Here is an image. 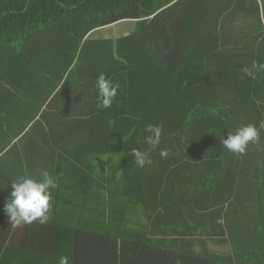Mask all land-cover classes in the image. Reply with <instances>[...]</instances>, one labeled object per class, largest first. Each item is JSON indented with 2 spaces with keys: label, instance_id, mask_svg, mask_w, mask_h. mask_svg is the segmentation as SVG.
I'll list each match as a JSON object with an SVG mask.
<instances>
[{
  "label": "trees",
  "instance_id": "16d2710c",
  "mask_svg": "<svg viewBox=\"0 0 264 264\" xmlns=\"http://www.w3.org/2000/svg\"><path fill=\"white\" fill-rule=\"evenodd\" d=\"M123 20H137L128 36L92 39ZM254 62L264 0H0V236L18 227L4 211L17 176L58 184L36 221L54 259L6 248L0 264H74L78 233L109 239L98 264L120 260L118 240L123 264H264V129L243 155L222 145L264 120ZM100 74L118 85L107 109ZM148 124L162 128L150 151Z\"/></svg>",
  "mask_w": 264,
  "mask_h": 264
},
{
  "label": "clouds",
  "instance_id": "9594fccd",
  "mask_svg": "<svg viewBox=\"0 0 264 264\" xmlns=\"http://www.w3.org/2000/svg\"><path fill=\"white\" fill-rule=\"evenodd\" d=\"M252 69H255L256 72L264 71V64L254 62L252 68L245 67L243 69L246 75L255 79L256 76ZM96 88L99 93L97 107L99 109L110 108L118 94V85L106 79L104 74H100L96 81ZM259 129H264V120L259 122V127L249 124L238 128L235 134H229L228 138L222 141V145L233 154L243 155L250 143L259 144ZM145 131L149 133L145 137V142L150 146V151L160 144L162 128L148 124ZM160 155L166 158L169 153L162 149ZM132 156L137 167L143 168L146 164L151 163L148 152L133 149ZM39 175V179L31 178L28 175H19L12 181V191L6 198L4 211L13 224H31L34 221L44 224L49 220L53 207L52 190L56 189L58 184L47 170H41ZM122 176L123 171H117L116 179L118 181ZM59 264H69L68 257H59Z\"/></svg>",
  "mask_w": 264,
  "mask_h": 264
},
{
  "label": "crops",
  "instance_id": "0c3cea01",
  "mask_svg": "<svg viewBox=\"0 0 264 264\" xmlns=\"http://www.w3.org/2000/svg\"><path fill=\"white\" fill-rule=\"evenodd\" d=\"M107 27L109 28L110 26ZM134 29H130L131 31L125 36H128ZM97 31H99V29ZM5 221L6 220H4V225ZM38 227V222L36 221L32 222L31 224L20 223L15 229V232L12 234V228L7 222L6 229H8L9 232H4L3 236H0L1 254H6L5 257L7 258L8 253H6V248H8L10 253H12L13 250H17L26 253L27 256L29 253L38 255L37 258L33 260V262H46L53 260L54 257H52L53 255H51L50 253V251H53L52 243L50 241L53 240L54 234L51 233L45 238V235L42 232H38ZM118 241L119 243L115 248V253L119 255L120 260H115V264H123V257L129 251L128 245L123 240ZM89 245L90 249L88 247ZM108 245L109 239L98 238L97 236H93L87 238L86 240L84 237H81L80 233H78L75 246V261L73 260L74 264H98V261L101 258L103 251L106 252L107 250L106 253H108ZM131 245L134 246V250H132L134 254L136 256H140V251L137 248L138 245ZM39 246L45 247L47 251L39 252L38 250H34ZM96 256L98 257V259L96 258Z\"/></svg>",
  "mask_w": 264,
  "mask_h": 264
},
{
  "label": "rangeland",
  "instance_id": "374dc122",
  "mask_svg": "<svg viewBox=\"0 0 264 264\" xmlns=\"http://www.w3.org/2000/svg\"><path fill=\"white\" fill-rule=\"evenodd\" d=\"M137 20H123L120 21L119 23L110 25V27L104 31H96L97 33L94 34L92 39H97L99 37H108V38H113L114 40H117V38L121 37V36H125L127 35L131 30L130 29H134V27L136 26ZM98 30V29H97ZM134 31V30H133ZM93 32H90L89 34H91ZM62 44V43H61ZM126 62L125 59H123L122 55L120 56L119 54H116V63L119 62ZM15 76H10L8 75L7 78L13 80ZM134 246L130 245V250H133Z\"/></svg>",
  "mask_w": 264,
  "mask_h": 264
}]
</instances>
